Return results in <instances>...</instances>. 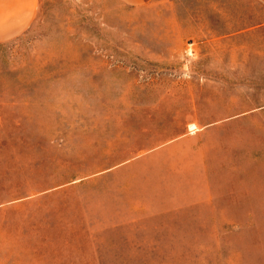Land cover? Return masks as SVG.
I'll return each mask as SVG.
<instances>
[{
	"label": "rangeland",
	"instance_id": "rangeland-1",
	"mask_svg": "<svg viewBox=\"0 0 264 264\" xmlns=\"http://www.w3.org/2000/svg\"><path fill=\"white\" fill-rule=\"evenodd\" d=\"M0 264H264V0H37L0 42Z\"/></svg>",
	"mask_w": 264,
	"mask_h": 264
},
{
	"label": "crops",
	"instance_id": "crops-1",
	"mask_svg": "<svg viewBox=\"0 0 264 264\" xmlns=\"http://www.w3.org/2000/svg\"><path fill=\"white\" fill-rule=\"evenodd\" d=\"M131 6H141L151 0H121ZM37 0H0V42L23 31L31 22Z\"/></svg>",
	"mask_w": 264,
	"mask_h": 264
}]
</instances>
